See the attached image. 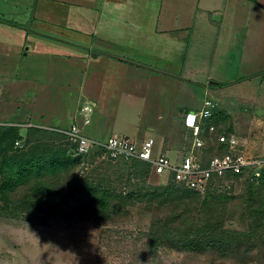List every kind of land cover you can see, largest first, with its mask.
<instances>
[{
  "label": "rangeland",
  "instance_id": "rangeland-1",
  "mask_svg": "<svg viewBox=\"0 0 264 264\" xmlns=\"http://www.w3.org/2000/svg\"><path fill=\"white\" fill-rule=\"evenodd\" d=\"M36 1L38 10L28 15L29 21L36 17L34 29L32 22L25 28L17 26L13 12H20L16 8L21 9V3L0 0V125L21 126L26 134L29 124L68 130L77 122L87 137L100 143L115 136L154 138L158 157L165 153L161 142L165 123L181 122L179 111H200L210 100L223 117L219 128L238 140L246 156L259 163L260 171L264 169V9L256 8L254 0H243L247 2L243 7L235 4L238 0H230V7L218 15H200L193 34L194 53L188 62L187 51L178 52L171 34H156L159 14L151 9H157V4L149 0L128 3L139 5L141 13L131 16L132 21H122L128 23L125 33L129 36L117 44L113 41L112 47L107 41L100 43L91 30H79L84 23L74 22L75 14L74 24L69 26L64 15L67 10L58 5H52L54 12L47 20L40 10L47 0ZM87 2L89 10L82 11L87 6L83 5L79 14L87 16L91 24L106 23L110 16L106 3L101 13L99 1ZM215 16L223 19L216 22ZM134 23L146 31L142 39H138L142 31L137 32ZM172 35L185 40L190 34ZM94 48L141 63L143 69L134 71V76H140L142 89L131 94L125 83H117L123 76V63L109 59L94 63ZM87 105L93 106L94 113L91 125L85 127L81 110ZM178 132L185 137L179 142L182 158L192 150V138L183 125ZM215 138L212 135L214 145ZM93 166L87 170L83 164L65 174L59 181L61 189L88 173L97 177V170L91 171ZM99 169L97 174L106 176V166ZM115 181L112 178L115 188L128 189L122 179ZM165 181L166 177L153 174L147 188L163 187ZM226 185L218 214L227 227L246 231L247 184L239 179ZM167 211L131 206L109 222L90 216L65 219L39 213L13 219L0 211V264H264V245L259 243L252 248L243 243L228 255L166 247L151 257L145 233L156 218L168 215Z\"/></svg>",
  "mask_w": 264,
  "mask_h": 264
},
{
  "label": "trees",
  "instance_id": "trees-1",
  "mask_svg": "<svg viewBox=\"0 0 264 264\" xmlns=\"http://www.w3.org/2000/svg\"><path fill=\"white\" fill-rule=\"evenodd\" d=\"M218 114V110L215 111L213 118L203 125L204 163L228 152L227 145L219 146L217 137L216 145L212 144V135L208 133V129L215 126L218 135L231 137L219 128L223 117ZM101 154L96 151L90 156L75 155L67 136L59 132L28 127L24 135L20 126L0 125V211L13 219L25 213H39L65 219L90 216L109 222L131 206L166 209L168 215L156 218L145 233L151 257H156L159 250L166 247L183 252L218 251L228 255L240 249L243 243L250 248L258 243L264 245V171L254 176V169H249L241 175L213 179L204 193L177 183L172 174L161 176L166 177L165 186L147 188L153 175L151 164L137 159L101 161ZM88 161L91 164H87ZM83 164L88 165L87 170L95 164L91 171L97 170L95 175L98 176L88 173L62 190L60 179ZM102 165L106 166V176L97 174ZM112 178H116V183L122 179L128 189L115 188ZM239 179L247 184L245 202L249 228L246 231L227 227L218 214L226 183Z\"/></svg>",
  "mask_w": 264,
  "mask_h": 264
},
{
  "label": "crops",
  "instance_id": "crops-1",
  "mask_svg": "<svg viewBox=\"0 0 264 264\" xmlns=\"http://www.w3.org/2000/svg\"><path fill=\"white\" fill-rule=\"evenodd\" d=\"M87 1H91V0H62V1L47 0V3L45 4V6L41 7L40 10H41V13L46 14V19L49 20L52 16V12H54L52 5H58L66 9L67 13L64 15L67 16L66 20L67 22H69L70 24L69 26H72L74 24L71 22V20L73 18V15L75 14L76 16L74 15L75 17L73 18L74 22L78 20V22L84 23L82 25L81 24L79 25L81 28L79 30H83L84 31L83 33H85L87 30H91L94 37L97 36L99 38L98 41L100 43H105L107 41L109 46L112 47L113 41H115V43L117 44V43H120V39L122 37L127 38L129 36L128 34L125 33V30H128V25H127L128 23L126 22L123 23L122 21L127 20V19L131 20L130 17L135 14L141 13V9H142L139 5L138 6L128 5V3H132L133 0H97L101 4L100 8L103 7L101 9V13L104 7L107 6L108 9L106 11L110 15L107 17V21L109 19L110 22L106 21L105 23L99 20L95 22L94 24H91L89 22L90 19L87 16H85L82 12L81 14H79V11L82 10L83 5H87V6L82 11L87 12V10H89L90 3ZM135 1H141V0H135ZM149 1L154 3V5L157 4V9H151L152 12H155V13L158 12L159 14V22H158L159 28L157 29L156 34H158L159 36L161 35L169 36L171 34L170 36L173 37V43L178 45V52H181L182 54L184 50L187 51L185 55L186 62L191 60V57L193 56V53H194L193 51L194 49L192 47L194 46L193 34H195L196 32L197 23L198 21H200V15H203L204 12L216 13L218 15V13H221L220 12L221 9L225 10L230 7L229 6L230 0H149ZM245 1L238 0L237 2L235 1L234 2L237 5L239 4L244 5L247 3ZM253 2H255L254 6L256 8L264 9V0H254ZM105 3L106 5L104 6ZM16 4H19L22 7L21 9L16 8L20 12H17L16 10L13 12V15H16L18 17L17 22H16L17 26H20V27H24L26 25L28 26L32 22V27L35 29L34 22L36 20V17L33 16V21H29L28 15L31 13V11L35 12L38 10L37 1L36 0H16ZM47 4L49 6H47ZM243 5L241 7H243ZM145 10H149V9L145 7ZM125 16H128V18H124ZM220 18L221 20L223 19L222 16ZM13 21L15 22L16 20H13ZM134 24L137 27V24L136 23ZM33 28L30 27L29 31ZM137 28L139 29L137 30V32L142 31V35H139L138 39H142L145 36L143 32H146V31H143L142 28H139V27ZM174 32L179 33V35L180 34H187V35L190 34L191 36L189 35L188 37L185 38V40H182L181 38H178L172 35L174 34ZM174 39L177 42H175ZM187 41H189L188 44L186 43ZM120 45L123 46L124 43H121ZM186 45H189V49L186 48ZM94 51H96L97 54H93L91 58L93 59V62L96 64H98L100 61H106L107 59H109L110 61L112 60L115 62L123 63V65H121L123 67L121 71L123 73V76H120L117 83L118 82H120V84L122 82L125 83L126 90H128L131 94L135 93L139 89H142V84L138 80L140 76L138 75L134 76V71L143 69V65L141 63H137V61H134L131 58H127V56L125 55L117 54L116 52L107 51V50H97L96 48H94ZM89 52L91 55L93 50L89 49ZM158 73H161V72H158ZM134 77H136L135 80H134ZM123 78H124V81H122ZM0 95H2L1 91H0ZM179 112L181 115L180 116L181 122L171 121L169 123H165L164 129L161 130V137H162L161 142H162V147L164 148V151H165L164 154L167 155L175 163H179L182 159L180 158V154H181L180 149L182 147L179 144V142L185 141V137L184 138L181 137L182 135H180V132H178V128L179 126H182V125L184 128V119L187 113L181 112V111ZM170 115L174 116V113ZM25 127L28 128V127H35V126H31L29 124V125H26ZM39 128H44V129H48V130L55 131V132H57V130H61V129H57L54 127H48V128L39 127ZM185 131L191 137L189 131L187 129H185ZM172 157L174 159H172Z\"/></svg>",
  "mask_w": 264,
  "mask_h": 264
},
{
  "label": "built area",
  "instance_id": "built-area-1",
  "mask_svg": "<svg viewBox=\"0 0 264 264\" xmlns=\"http://www.w3.org/2000/svg\"><path fill=\"white\" fill-rule=\"evenodd\" d=\"M217 104L213 101L205 102L199 112H189L184 119V128L191 133L192 150L184 155L179 163L173 162L167 155L160 154L156 157V140L154 138L136 139L127 136L112 137L107 143H100L87 137L82 128L75 122L68 130H57L67 136L68 143L74 147L75 155L90 156L96 151H101L100 160L111 159L132 160L137 159L149 163L153 167V174L158 176L174 175L179 184L190 190L204 193L213 179L225 176L241 175L246 170L254 169V176L264 171L259 169V163L249 159L243 151L242 145L234 137L218 135L217 128L208 129L210 135H215L219 146L227 145L228 152L216 155L204 163L202 151L206 148L205 132L203 125L213 118ZM94 108L91 105L81 110L85 127L91 125ZM20 146V143H17ZM260 171V172H258Z\"/></svg>",
  "mask_w": 264,
  "mask_h": 264
},
{
  "label": "water",
  "instance_id": "water-1",
  "mask_svg": "<svg viewBox=\"0 0 264 264\" xmlns=\"http://www.w3.org/2000/svg\"><path fill=\"white\" fill-rule=\"evenodd\" d=\"M214 20H215V21H220V20H221V18H220V17H218V16H215V17H214Z\"/></svg>",
  "mask_w": 264,
  "mask_h": 264
}]
</instances>
